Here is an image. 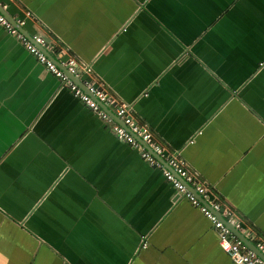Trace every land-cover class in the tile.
Segmentation results:
<instances>
[{
    "label": "crops",
    "instance_id": "crops-1",
    "mask_svg": "<svg viewBox=\"0 0 264 264\" xmlns=\"http://www.w3.org/2000/svg\"><path fill=\"white\" fill-rule=\"evenodd\" d=\"M0 8L58 43L59 63L89 65L264 242V0ZM0 264H235L203 213L2 25Z\"/></svg>",
    "mask_w": 264,
    "mask_h": 264
},
{
    "label": "built area",
    "instance_id": "built-area-1",
    "mask_svg": "<svg viewBox=\"0 0 264 264\" xmlns=\"http://www.w3.org/2000/svg\"><path fill=\"white\" fill-rule=\"evenodd\" d=\"M27 15L31 17V14ZM15 22L17 26L23 28L25 18H17ZM0 25L15 36L29 53L71 91L75 98L95 112L119 140L136 149L149 165L158 168L164 178L173 185L175 191L203 213L216 230L222 248L235 264L263 263L260 257L228 226L243 231V225L235 209L224 206L220 197L214 193L213 187L194 174L179 153L170 152L148 125L137 119L133 113V106L119 101L103 81L93 75L89 65L78 63L73 57L60 61L58 65L47 54L54 56L64 52L58 49V43L46 39L43 35H24L1 11ZM71 76H75L81 84ZM102 106L111 110L114 106L112 111L121 123ZM256 247L264 253V242H258Z\"/></svg>",
    "mask_w": 264,
    "mask_h": 264
},
{
    "label": "water",
    "instance_id": "water-1",
    "mask_svg": "<svg viewBox=\"0 0 264 264\" xmlns=\"http://www.w3.org/2000/svg\"><path fill=\"white\" fill-rule=\"evenodd\" d=\"M0 11L3 13V15L10 21V22H12L14 25H16L17 26V24H16V22H15V20H13L12 18H11V16H9L6 12H4L1 8H0ZM17 28H19V30L20 31H23V28L22 27H19V26H17ZM29 36V35H28ZM45 53H47V51H45V49H42ZM48 54V56H50V58H52L53 60H54V62L55 63H57L58 65H60V63L58 62V61H56L55 59H54V57L52 56V55H50L49 53H47ZM72 77V79L73 80H75L76 82H78L79 84H81L80 83V81L75 77V76H71ZM102 108H104V109H106L108 112H109V114L113 117V118H115L116 120H118L117 119V117H115V114L113 113V111L109 108V107H106V106H102ZM119 121V120H118ZM119 123H121V121H119ZM188 186V185H187ZM189 187V186H188ZM190 188V187H189ZM229 227H230V229L236 234V235H238V237L245 243V245L248 247V248H250L252 251H254L259 257H260V259L262 260V264H264V253L263 252H261L257 247H256V245H254L253 243H251L250 241H249V239L241 232V231H239V230H237V229H235L234 227H232L231 225H228Z\"/></svg>",
    "mask_w": 264,
    "mask_h": 264
}]
</instances>
